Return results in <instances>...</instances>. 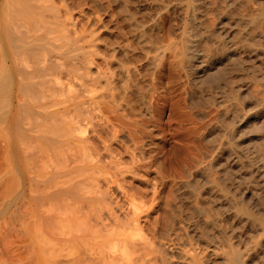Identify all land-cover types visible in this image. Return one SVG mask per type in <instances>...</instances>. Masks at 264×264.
I'll list each match as a JSON object with an SVG mask.
<instances>
[{"label": "rangeland", "instance_id": "1", "mask_svg": "<svg viewBox=\"0 0 264 264\" xmlns=\"http://www.w3.org/2000/svg\"><path fill=\"white\" fill-rule=\"evenodd\" d=\"M38 2L48 12L36 33L51 34L40 42L46 47L36 55L37 67H54L52 78L46 77L57 91L51 102L69 112L57 128L81 121L82 132L74 134L85 144L52 157L56 165L52 158L45 169L37 165L32 178L29 167L39 157L36 151L33 160L27 144L30 107L19 96L23 103H15L10 126L1 118L9 101L0 97V264H39V252L44 262L48 259L45 264H111L112 251L124 257L122 264H136L131 259L140 254L137 264H264V0ZM3 11L0 44L3 33L13 31L15 16ZM130 24L147 45L131 44ZM78 35L95 39L96 47L90 41L93 55L82 56L89 47L73 40ZM117 45L128 52L127 60L112 57ZM142 48L158 58V65L146 67ZM68 49H77V58L58 61L56 52ZM18 58L20 70L33 60ZM122 58L139 74L142 89L136 94H144L142 104L140 97L111 101V74ZM58 62L63 63L59 71ZM73 67L76 74L69 76ZM25 70L21 80L28 77ZM86 74L100 81L92 90L84 86L90 83ZM58 78L66 83L63 90L55 84ZM77 96L84 102L79 107ZM74 151L80 152L79 165ZM59 166H83L84 171L57 177ZM44 170L50 189L39 177ZM84 180L94 188L81 197L74 188ZM17 191L23 200L15 206ZM29 197L41 218L30 217ZM73 200L82 202L64 218H43L42 204L67 207ZM80 206L86 214L74 212ZM121 231L113 245L136 242L144 251L106 246L109 233ZM98 252L106 258L99 259Z\"/></svg>", "mask_w": 264, "mask_h": 264}, {"label": "bare ground", "instance_id": "2", "mask_svg": "<svg viewBox=\"0 0 264 264\" xmlns=\"http://www.w3.org/2000/svg\"><path fill=\"white\" fill-rule=\"evenodd\" d=\"M4 8L7 12L11 11L15 15V16H13L14 21H12L13 26H10V29H12L15 34H12L13 31L4 32L3 33L4 35H2L3 42H1V44H0V46H1L0 47V55L2 57V66L0 67V97H4V98L6 97L9 101V106H8L9 109L7 110V112H3L1 114V115H3V114L5 115V113H6V115L5 116L0 115V116H1V118L3 117V123L10 124V126H14L16 115L13 114V109H14L15 103L16 104L18 103L19 96L24 98V99H22V101L24 103H28V105L30 107V113H28L29 114L28 115V117H29L28 122L25 121V123L28 126L26 124H24V125L29 127L28 132H30V133L28 135L29 136L28 139L30 138L31 142L28 140L30 142V144L27 141L28 142L27 144L29 145V146L28 145L27 146L29 147L30 151H32L31 154L33 157L32 156L31 157L34 158L33 160L36 159L37 155H38L37 157H39V158H37V160H39V162L36 160L37 162L36 161L33 162L32 164H30L31 167H29V168H31L30 172H32L31 175L33 178V175L35 176V174L37 172V169H36L37 165L39 167H42L43 169H45L46 166H48V162H50V159L52 157L53 158L57 157L55 159H59L60 157L65 155L68 151H73L75 148H79L78 144H85V139L79 138L76 134H74L76 132H82L81 121H75L74 122V119H72L71 122L67 126H65L64 128H60V129L57 128V125L61 122V120L64 117H66L68 115L69 112H68L66 107L63 108V107H60L58 104L55 105L51 102V99L55 97V95L57 94V91L52 87H48L46 77L49 76L52 78L53 74L51 73V71H53L54 67L52 65H48L44 70L37 67V65H39L40 62L37 60L36 55L40 53L39 51H41V49L46 47V45H43V44L40 45V42L42 41V42L46 43L48 41V39L50 38L51 31H48L46 38H43L42 36H40L39 34L36 33V30L40 26V23H43V17L42 16L45 12H48V8L46 7L45 4L43 5L42 3H39L38 0H20L19 4H15V3L12 4L10 1L7 0L6 3L4 4V6H2L0 4V21L1 22H3L1 17L4 14V11H3ZM51 13H55V11L51 10ZM125 14H127V13H125ZM124 20H127V19L125 18ZM129 23H131V22H129ZM129 23H127V25ZM133 26L134 25L130 24V27H129V29L131 30L130 33L128 32L129 30L126 31L129 33V36L131 39V44L134 46L135 42H136V45H138V46L141 45V47H144L145 45H147V43L145 42L143 35L137 29L136 26H134L136 28H134ZM22 28H24L25 30H22ZM75 33L78 34V31ZM10 35H12V38H13L12 44H10V42H11ZM90 37L92 38V36H90ZM73 40H77L76 42L85 41V45H87V47H89V49L87 48V49L83 50L82 56L85 57V55L91 54L90 53V52H92L91 48H93V46H94V45L92 46L91 42L95 43L94 38H93V41H91V39H90V41H91L90 42V41H87L89 39L85 40L84 38H82V36L78 35L76 38H73ZM112 45H114V44H112ZM132 45H131V47H132ZM117 46H118L117 48L111 49L112 50L111 54H113L112 57H114L116 59L122 55L123 58H126V60H127V57H128L127 53L128 52L124 51L123 50L124 48L119 47V45H117ZM95 47H96V43H95ZM128 47H130V46H128ZM141 47H139V48H141ZM52 48H53V44L51 43L49 49L51 50ZM76 50L77 49H68L65 52H56L58 61H61L62 59L66 60L67 58L70 60H74L78 56ZM93 52L95 53L96 51H93ZM147 52H149V51L144 49V48H142L140 50L141 55H143V58L147 63L146 67L149 68L150 66L157 64L158 58L156 56L149 57L148 56L149 54H147ZM94 53H92L91 55H93ZM19 55H21L22 57L33 56V60L27 61L26 68H24L25 64L24 65L20 64V66L22 65V67H19V68H22V70L18 69L16 66V63H17L16 61H18L17 58ZM88 56L91 57L90 55H88ZM89 57H87V58H89ZM85 58L83 59L84 61H82V62H86L88 65L93 60V59L92 60L89 59L91 61L88 60V62H89L88 63L87 60L85 61ZM123 58L119 61V64L115 68V71H113V73L111 74L112 75L111 78L113 79V83H114V87H113L111 94H110L111 101L116 102L117 99H122V98L126 97L127 101L129 102L131 97L133 100L135 97H140L139 103L142 104L144 102V94L140 93V92L138 93V95L136 94V92L139 89H142V87L141 88L139 87V83L141 82V81L139 82V79H138L139 74L137 73V70H135L136 68H130V67L126 66V63H124ZM116 60H118V59H116ZM60 63L61 62H58L56 65V69L58 71L61 68H63V63H61L62 65ZM116 63H118V62H116ZM87 64H86V66H87ZM70 68H72V66ZM83 68H84V66H83ZM24 69H26L25 72L26 71L28 72V74H27L28 77L26 76L27 78L25 79L24 76H21V78H22V80H21L20 79V75H21L20 71H23ZM73 69H74V67H73ZM73 69L69 70V74H68L69 76H73L76 74V70L75 69L73 70ZM87 73H88V71H87ZM87 76H88L90 83L84 84V86L87 90H92V88H94V86L97 83H99L100 81L98 79H94V77H91L92 75L91 76L87 75ZM21 82L25 83L26 85L22 86ZM55 84L61 90L64 89L63 85H66V83H62L59 78L56 79ZM24 90H25V96H22L20 92L21 91L23 92ZM79 98H81V97L80 96L76 97V100L78 99V101H77V103L79 104L78 107L80 105L84 104V102L79 100ZM20 99H19V102L21 104L23 102ZM5 100L6 99H4L3 102H5ZM0 101H2V100L0 99ZM54 103H56V102H54ZM27 109L28 108H26V110ZM17 129H19V128H17ZM26 139H27V137H26ZM37 140L41 141V144H38ZM36 144L40 145L39 149H37ZM26 149H27L26 151H28V148H26ZM36 151L38 152L37 155L35 153ZM82 151H84V154H87V149L85 147L82 148ZM17 152H19V148L17 149ZM16 157H18V155ZM72 157H73L74 162L77 165H79L81 163L80 152L74 151L72 153ZM53 158L51 159V161L54 160ZM15 161H17V160H15ZM55 162L56 161L54 160V162H52V163L55 164ZM57 162H59V161H57ZM52 163H50V165H53ZM55 165H53L52 167H55ZM58 165H59V163H57V166ZM58 169H60V170L63 169V170L58 171L57 177L60 174L64 177L68 176V175L71 176L72 173H75V172H76L75 174L79 173L80 175H82L83 171H84L83 166H75L73 169H68V166L61 167V168L59 166ZM45 171L46 170H44V172H42L39 175V177H41L43 179L42 180L43 184L46 182L51 183V179L49 181L48 180L49 178H46ZM23 172H25V171H23ZM28 172H29V170H28ZM21 174H23V173H21ZM29 175H30V173H29ZM62 176H60V178H62ZM28 177H31V176H28ZM21 179H22V177H21ZM27 181H28V179H27ZM27 181H25V182H27ZM31 182H33V181H31ZM47 183L45 184V186H46L45 189L46 188L48 189V187H49V186L47 187ZM30 184L33 185L34 182L30 183ZM77 184H79V182ZM77 184L75 186H77ZM22 185H24V184H22ZM34 186H36V185H34ZM35 188H37V187H35ZM35 188L33 187L31 189L35 190ZM92 188H94L92 181L84 180L82 183H80L77 187L74 188V192L76 191L78 196L84 197V196H86V193L91 192ZM19 189H21L20 183H19ZM45 189L43 187V190H45ZM49 189H50V187H49ZM17 192H18L17 194L15 193L16 194L15 195V202L12 203L13 205L15 203V206H17L18 203L21 200H23V195L21 193H19V191H17ZM46 192H48V191H46ZM74 192H71V193L73 194ZM27 193H28V191H27ZM27 193L24 195V197L27 195ZM44 195H45L46 199L50 198L48 193H45ZM96 195H97V192H96ZM28 199H29L28 204L30 205V206L28 205L29 209L32 210L30 217L31 218H38L40 216V218H41V215L39 214V211L37 209V204L34 201V199H32L31 197H29ZM46 199L44 198V200H46ZM73 201L74 202H68L66 205L67 207H59V206L54 207V206H52V207L47 208L46 204H42V207L44 208L43 209V218H64L63 216L67 213V210L73 211V208L76 207V204L82 202V201H75V200H73ZM85 209H86L85 206H80L77 209V212H76V210L74 212L86 214ZM88 209H89L90 213H93V209H92L91 205L88 206ZM101 211H102V209H101ZM121 233H123V231H121L120 233H116V232L109 233V237L106 241V246L113 245L114 239L116 238L117 235H120ZM34 237H35V235H34ZM36 244H37V242L35 241L34 246H36ZM34 246L32 248V252L34 251L37 254V252L34 250V249H36V247H34ZM113 246H115L116 250L122 249L126 253H127L128 249H131L132 254H138V253H140V251H144V248L142 246H140L139 244H136V242L127 243L125 241L124 242L118 241ZM39 253H40V254H38L39 264H45V262L48 259L44 262L42 259L43 252H39ZM112 253H115V254H112ZM112 253L109 254V256H108V260L111 262V264H122L121 262L124 260V257H120V256L118 257L116 255V251H112ZM97 255H98L99 259H101V258L105 259L106 258V256L104 258V255L102 252H98ZM143 255L144 254H140L139 256H137V258L131 259V261L132 262L135 261L137 264L141 261V258L143 257ZM43 256L45 258V255H43Z\"/></svg>", "mask_w": 264, "mask_h": 264}]
</instances>
